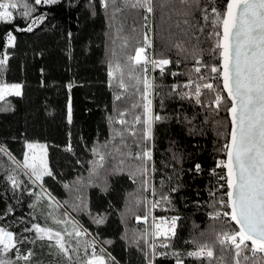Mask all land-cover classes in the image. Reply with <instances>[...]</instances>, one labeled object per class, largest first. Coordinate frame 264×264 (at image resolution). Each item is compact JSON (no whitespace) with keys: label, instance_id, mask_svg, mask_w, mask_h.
<instances>
[{"label":"trees","instance_id":"obj_1","mask_svg":"<svg viewBox=\"0 0 264 264\" xmlns=\"http://www.w3.org/2000/svg\"><path fill=\"white\" fill-rule=\"evenodd\" d=\"M144 3L58 0L36 5L31 18L13 10L12 23L0 22V85L20 86V95L0 100V228L13 232L18 241L17 250L0 249V259L86 264L94 246L108 264H176L177 259L183 264H235V250L222 248L217 236L239 228L209 215L220 207H213L214 201L228 190L219 179L225 169L217 164L226 158L222 149L229 141L231 103L217 109L216 93L203 88L211 83L222 90L221 78L217 74L213 81L210 71L220 66L213 33L221 32L213 26L211 8L223 13L227 0H200V8L210 14L207 21L191 0H151L152 12ZM41 15L46 19L35 23ZM28 24H33L31 32L19 30ZM152 34L154 58L171 61L163 72L152 69ZM141 47L149 62L138 66L130 57ZM145 79L151 85L147 99ZM197 84L200 104L195 100ZM184 93L191 95L183 98ZM148 118L151 138L145 139ZM29 144L45 153L43 160L28 158V163L51 172L36 183L24 167ZM94 147L104 155L102 163ZM148 149L151 161L137 159ZM165 195L168 200H161ZM153 213L176 215L175 235L153 240ZM33 224L61 233L68 254H61L54 241L38 239L34 230L26 231ZM77 230L85 234L77 238ZM204 245L213 249V258L187 255ZM29 251V260L17 259ZM244 255L251 256L248 249ZM240 264L254 262L241 257Z\"/></svg>","mask_w":264,"mask_h":264},{"label":"snow or ice","instance_id":"obj_2","mask_svg":"<svg viewBox=\"0 0 264 264\" xmlns=\"http://www.w3.org/2000/svg\"><path fill=\"white\" fill-rule=\"evenodd\" d=\"M58 0H0V22L12 23L14 20L13 10H20L21 17L24 19L31 18L37 10L36 5L55 4ZM140 3V0H137ZM183 4H189L190 0H181ZM191 5L203 12V19H209L207 8H200V0H191ZM136 5H133L135 7ZM148 12H152L151 0H145L144 4ZM186 14H191V8ZM211 15L214 16L213 26H220V31H215L213 35L217 38L215 50H219L220 66H211L210 71L217 73L222 80V90H217L211 83H205L204 89L211 90L216 93L213 103L218 109L221 104L230 102L231 107L227 109L231 116V133L230 140L223 146L222 151L226 153L227 160H220L217 167L226 169V175L220 176V180L226 181L227 192L216 204L229 208V211H215L210 213L213 219H219L221 216L228 217L230 221H234L239 226L238 231L223 232L218 234L217 243L223 248L235 250V264H240V258L244 261L252 260L255 264L259 260L260 264H264V256L258 257V253H264V0H227L226 8L223 13L216 7L211 8ZM46 16L41 15L35 18V23H41ZM185 23H188L186 20ZM20 31L31 32L33 24H28L27 28L19 29ZM203 30V29H201ZM9 41H13L14 37L9 34ZM147 40V37H145ZM150 46V41L148 45ZM136 65H144L148 63L145 53V47L137 48L135 56L130 57ZM4 63L0 60V64ZM151 63L155 68H159L161 72L164 66L171 63L168 59L153 60ZM199 63V61H198ZM197 73L201 71L200 67L195 69ZM109 75H112L110 72ZM176 75V73H173ZM203 79V77H200ZM145 87L144 98L147 99V89L151 87L150 83L145 79L143 81ZM191 81L185 87L191 85ZM123 87V84H121ZM9 86H0V100L4 99L5 89ZM15 89V94L20 95L19 85L10 86ZM176 90V86H173ZM225 92L226 97L221 94ZM201 86L196 85L195 100L197 104L201 103ZM190 93H184L183 98H189ZM119 99V97H117ZM151 101L144 106L145 112L150 111ZM123 115V114H121ZM160 120V116L155 117ZM69 121H71V107L69 106ZM136 122L140 123L141 118L137 117ZM119 123H126L120 120ZM147 126L145 139L151 138V118L144 121ZM119 135V133H117ZM29 148L34 147L29 144ZM69 151L71 148L69 147ZM0 149V152H3ZM92 151L99 155L102 163L104 155L99 153V149L94 147ZM7 154V153H5ZM11 158V157H10ZM137 159L145 161L152 160V152L150 149L143 151V154H137ZM24 167L31 170V175L35 177L33 183L41 181L43 175H51L50 171H41L42 167H46L39 163H28V157L25 156ZM197 171L200 165L196 164ZM146 171V169H145ZM215 175V170H213ZM14 187H19L16 179L9 177ZM225 187L224 184L220 185ZM173 192L176 188L172 189ZM214 195V194H213ZM161 200L167 201L168 196H161ZM157 204L159 201L156 202ZM154 207L156 204L153 205ZM139 219V218H138ZM143 219L147 220V217ZM173 218L171 227L161 230V225L156 224V235L167 237L171 232L175 235V221ZM35 231L38 239H47L49 242L54 241V246L61 254H68L69 248L66 247L64 237L59 232H53L52 229L43 228L39 224H33L26 231ZM85 233L77 230L74 232L75 237L79 238ZM68 235H73L69 233ZM251 242L249 249L248 242ZM18 241L14 239L13 233L0 228V249L4 253L17 250ZM245 249L251 252V256L244 255ZM75 251V250H73ZM33 253L28 252L27 255L18 256L17 259L29 260ZM179 256L178 253H173ZM188 256L209 259L214 257L213 249L207 245L201 246L197 251L188 252ZM0 264H12L0 259ZM86 264H106L103 255H97L95 247L92 246V254L87 259ZM176 264H183L180 259L176 260Z\"/></svg>","mask_w":264,"mask_h":264},{"label":"rangeland","instance_id":"obj_3","mask_svg":"<svg viewBox=\"0 0 264 264\" xmlns=\"http://www.w3.org/2000/svg\"><path fill=\"white\" fill-rule=\"evenodd\" d=\"M151 48H152V56H153V34L151 35ZM152 56H151V59H152ZM0 86H9V87H7L6 89H5V92H4V98L6 97V96H8L9 94H12V93H15V89H12L10 86H12V85H9V84H2V85H0ZM19 92H20V88H19ZM34 147H32V148H30V153L28 154V158L31 160V161H35V162H39L40 161V158H42V160H43V158H44V149L42 148V149H40V148H38L37 147V145H33ZM100 151V150H99ZM153 205H154V203H152ZM152 205V209L154 208V206ZM154 213H153V215H152V233H153V240H155V238H157L158 236L156 235V227H155V225L156 224H160L161 225V230L163 231V230H166V229H168V227L164 224V220L165 219H172L173 220V218H177V216L176 215H171L170 213H168V214H164V215H159V218L156 216V217H154ZM176 222H177V219H176V221H175V226H176ZM67 232V231H66ZM68 233V232H67ZM171 232H169L168 234H170ZM161 237V236H160ZM153 245H155V244H153ZM154 251H155V248L153 247V253H154ZM92 254V253H91ZM90 254V255H91ZM96 254L97 255H101V254H99V252H97L96 251ZM105 261H106V259H105ZM106 264H108L107 263V261H106Z\"/></svg>","mask_w":264,"mask_h":264},{"label":"built area","instance_id":"obj_4","mask_svg":"<svg viewBox=\"0 0 264 264\" xmlns=\"http://www.w3.org/2000/svg\"><path fill=\"white\" fill-rule=\"evenodd\" d=\"M153 60H157V59H155L154 56H152V60H151V61H153ZM157 61H158V60H157ZM151 65H152V69H155V67H154V65H153L152 63H151ZM216 79H217V73H214V75H213V81L216 80ZM225 193H226V192H224V193L221 195V198L223 197L224 199H227L226 196H225ZM221 198H220V199H221ZM215 211H229V212H230V209H229V208H225L223 205H220L219 209L209 211V215H210V213H213V212H215ZM154 217H156V216L154 215ZM157 217L159 218V216H157ZM210 217H211V216H210ZM219 219H220L222 222H225V221H227L229 218H228V217L221 216ZM171 223H172V219H165V220H164V224H165L168 228L171 227ZM248 244H249V249H250L251 244H250L249 242H248ZM248 253L251 254V252H250L249 250H248ZM258 254H260V253H258Z\"/></svg>","mask_w":264,"mask_h":264},{"label":"water","instance_id":"obj_5","mask_svg":"<svg viewBox=\"0 0 264 264\" xmlns=\"http://www.w3.org/2000/svg\"><path fill=\"white\" fill-rule=\"evenodd\" d=\"M221 33H222V28H221ZM221 84H222V80H221ZM222 87H223V85H222ZM227 95V94H226ZM231 107V104H230V106H229V108ZM229 114V113H228ZM229 118H230V121H231V116H230V114H229ZM230 133H231V129H230ZM229 140H230V135H229ZM229 142V141H228ZM227 160V156H226V158H225V161ZM225 174H226V169H225ZM234 222V221H233ZM235 223V222H234ZM238 228H239V226L238 225H236ZM13 233V232H12ZM13 236H14V233H13ZM15 238V237H14ZM249 243L251 244V242L249 241Z\"/></svg>","mask_w":264,"mask_h":264}]
</instances>
